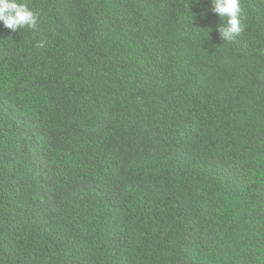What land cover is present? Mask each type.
<instances>
[{
    "label": "trees",
    "instance_id": "16d2710c",
    "mask_svg": "<svg viewBox=\"0 0 264 264\" xmlns=\"http://www.w3.org/2000/svg\"><path fill=\"white\" fill-rule=\"evenodd\" d=\"M22 2L37 29L0 24V264H264V0L231 42L211 0Z\"/></svg>",
    "mask_w": 264,
    "mask_h": 264
},
{
    "label": "clouds",
    "instance_id": "9594fccd",
    "mask_svg": "<svg viewBox=\"0 0 264 264\" xmlns=\"http://www.w3.org/2000/svg\"><path fill=\"white\" fill-rule=\"evenodd\" d=\"M211 11L221 20L218 31L223 41L231 42L244 31L241 0H211ZM39 19V12L22 0H0V24L13 32L22 28L36 30ZM39 46L43 47L44 41Z\"/></svg>",
    "mask_w": 264,
    "mask_h": 264
}]
</instances>
